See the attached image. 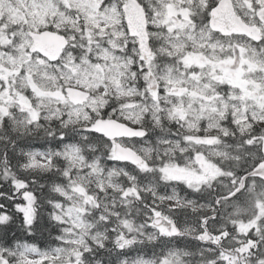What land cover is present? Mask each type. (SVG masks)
Segmentation results:
<instances>
[{"label":"rangeland","instance_id":"rangeland-1","mask_svg":"<svg viewBox=\"0 0 264 264\" xmlns=\"http://www.w3.org/2000/svg\"><path fill=\"white\" fill-rule=\"evenodd\" d=\"M140 1L148 12L150 57L140 56L136 41L128 36L124 0H0L1 141L14 144L24 159L23 169L51 173L60 164L67 182L53 188L55 200L50 204L49 218L59 228L58 245L0 246V264H99L88 258L93 248H104L110 239L128 246L143 237L153 240L158 232L171 236V222L157 215L164 208L219 216L237 235L228 242L227 253L241 252L249 236L264 226L263 202L239 206L233 198L245 182L230 181L231 175L224 172V166L238 159L236 147L225 140L233 139L236 131L264 129V42L255 45L241 37L215 36L209 28L210 14H204L219 0ZM232 2L247 24L262 29L256 13L264 0ZM45 30L69 41L55 64L29 52L27 32ZM66 87L88 92L90 98L71 104ZM99 119H115L136 129L153 124L158 148L147 140L122 139L112 142L110 154L103 157V147L92 144L85 132ZM117 145L144 158L142 174L154 160L161 163V183L139 184L135 172L125 170L129 164L114 156ZM122 174L125 186L113 181ZM215 185L226 187L225 205L187 198L183 189L199 194ZM13 199L26 212L33 204L29 187L20 182H15ZM144 200L149 226L133 217L134 207ZM157 219L163 220L156 226ZM6 221V215L0 216V222ZM183 231L206 243L202 232ZM179 252L167 248L157 262L140 258L120 264H170ZM240 254L227 258L237 262Z\"/></svg>","mask_w":264,"mask_h":264},{"label":"trees","instance_id":"trees-1","mask_svg":"<svg viewBox=\"0 0 264 264\" xmlns=\"http://www.w3.org/2000/svg\"><path fill=\"white\" fill-rule=\"evenodd\" d=\"M204 15L205 18L208 16V9ZM165 124L162 127L167 129V124ZM168 127L176 130L175 125ZM143 128L146 131L145 140L151 142L157 149L159 140L153 137L156 126L150 124L145 125ZM9 134L12 140H17L16 135ZM159 135H163L167 139L176 140L164 133H160ZM1 137L2 134L0 132V216L6 215L7 221L5 223L0 222V246L9 247L16 243L26 242L40 249L54 248L58 245L59 228L49 218L50 204L55 200L53 188L55 186L63 187L67 183L62 175L65 167L63 168L60 164L56 165L57 171L51 173L25 170L22 168L24 159L18 156L17 149L13 147L14 144L12 142L5 143L1 141ZM231 137L233 139L225 141L228 145L231 144L236 147L233 153L237 155L238 159L232 160L230 166H224V172L231 175L230 181H238L260 162L264 129L255 126L252 128V132L236 131V133L231 134ZM88 138L93 142L92 144H95L99 148L103 147L100 152L103 157L107 158L111 152V143L102 137L93 135H88ZM59 140L57 138L56 146H58ZM23 143L21 141L19 145H24ZM84 143L89 142L86 141ZM241 146L244 147L241 149ZM247 147H252V149H247ZM104 162L105 165L112 164L109 163V160H104ZM129 166L125 170L135 172L139 184H144L148 180L161 183L163 180L160 172L161 163L157 160L150 163L143 174L139 170L143 166ZM134 170H137L138 173ZM123 176L122 174L118 179H114L113 181L115 183L119 181L125 186L124 181L126 179ZM15 182L26 184L29 187V191L33 194V204L28 208V212H26L25 207L19 206L22 204L19 200L13 199L15 195ZM183 189L187 198H197L207 202L214 200L222 205L226 203V201H223V198L226 196V187L223 185L206 186L199 194L193 193L188 187H183ZM146 200L137 203L139 205L134 207L133 217L142 224L149 226L151 222L144 216V210L149 209ZM233 201L241 207H250L256 202H263L264 205V181L254 177L247 178L244 189L233 198ZM181 210H168L164 208L158 210L157 215H163L167 220L174 223L179 230L183 231L185 228H192L193 231L202 232L206 238V243L199 242L195 235H184V231L174 237L166 236L164 232H158L156 238L153 240L143 237L141 238L142 240L135 241L134 244L131 243L128 246H125L123 242L118 243L110 239L111 243L107 242L104 248H93V257L92 259L88 258V261L99 264H120L124 260L130 261L132 259L146 258L157 262L159 257L162 258L167 253V248H176L183 253H177L170 264H233L236 260H232V263L227 258L232 253H241L240 259L236 262L237 264H263L264 226L258 230V234L255 233L251 234V237L249 236L246 243L240 247L241 252L234 250L227 253L225 249L230 246L228 242L231 241V237L237 235L227 230L226 223L223 225L219 216L189 209ZM261 223L264 224V218L261 220ZM232 225H234L233 222ZM217 226H223L224 229L219 230ZM148 234L147 236H149ZM203 245L205 247H202ZM260 258L263 261H260Z\"/></svg>","mask_w":264,"mask_h":264},{"label":"water","instance_id":"water-1","mask_svg":"<svg viewBox=\"0 0 264 264\" xmlns=\"http://www.w3.org/2000/svg\"><path fill=\"white\" fill-rule=\"evenodd\" d=\"M124 18L128 33L131 37L138 39V50L142 56H150L152 51L149 47L147 35L146 15L142 6L136 0H126L123 6ZM258 19L264 25V8L258 14ZM210 28L222 36L241 35L246 36L254 42H260L262 35L256 26H249L235 14L231 0H221L218 5L211 11ZM32 39L30 52L39 53L41 56L56 62L63 50L67 47L66 38L52 31L41 33H28ZM66 96L74 105H80L87 101L89 93L75 88H66ZM89 132L99 134L109 140H121L123 138H143L145 131L136 129L119 122L115 119L97 120L92 126L85 129ZM116 157L121 160L129 161L133 165H140L143 159L128 147L117 145L114 151ZM264 154V143H263ZM251 175H257L264 179V162L256 168ZM162 220H156L155 224L159 225ZM171 234H178L175 226H171Z\"/></svg>","mask_w":264,"mask_h":264}]
</instances>
